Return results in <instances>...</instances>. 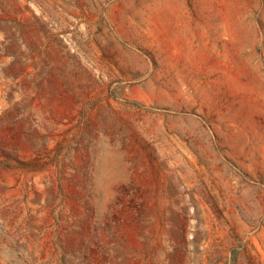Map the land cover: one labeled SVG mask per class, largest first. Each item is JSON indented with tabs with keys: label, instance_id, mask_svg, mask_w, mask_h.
Segmentation results:
<instances>
[{
	"label": "rangeland",
	"instance_id": "1",
	"mask_svg": "<svg viewBox=\"0 0 264 264\" xmlns=\"http://www.w3.org/2000/svg\"><path fill=\"white\" fill-rule=\"evenodd\" d=\"M0 264H264V0H0Z\"/></svg>",
	"mask_w": 264,
	"mask_h": 264
}]
</instances>
